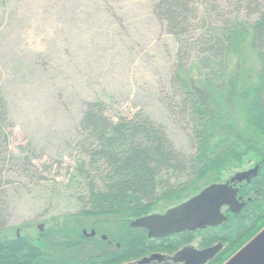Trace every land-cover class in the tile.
<instances>
[{
  "label": "trees",
  "instance_id": "trees-1",
  "mask_svg": "<svg viewBox=\"0 0 264 264\" xmlns=\"http://www.w3.org/2000/svg\"><path fill=\"white\" fill-rule=\"evenodd\" d=\"M152 2L156 18L179 45L170 81L178 101L171 108L186 123L192 153L178 151L165 127L146 114L113 120L105 103H88L71 177L81 209L40 232L44 246L8 234L0 153V264L137 261L159 251L160 241L131 222L255 165L258 176L240 188L250 201L222 226L227 249L209 264H224L264 229V0ZM9 125L0 87V139L7 143ZM85 229L97 237L84 236ZM89 244L94 252L84 255L80 250Z\"/></svg>",
  "mask_w": 264,
  "mask_h": 264
},
{
  "label": "rangeland",
  "instance_id": "rangeland-1",
  "mask_svg": "<svg viewBox=\"0 0 264 264\" xmlns=\"http://www.w3.org/2000/svg\"><path fill=\"white\" fill-rule=\"evenodd\" d=\"M178 48L152 0H0L9 236L41 246L40 226L45 231L80 211L71 177L88 103H105L113 120L146 114L165 127L178 151L192 153L186 123L171 108L178 101L170 84ZM80 252L94 249L89 244Z\"/></svg>",
  "mask_w": 264,
  "mask_h": 264
},
{
  "label": "water",
  "instance_id": "water-1",
  "mask_svg": "<svg viewBox=\"0 0 264 264\" xmlns=\"http://www.w3.org/2000/svg\"><path fill=\"white\" fill-rule=\"evenodd\" d=\"M260 167L237 173L228 182L223 184H213L205 188L199 195L193 197L186 203L170 209L165 214H153L139 218L131 223L133 228L145 229L148 231L150 239H161L185 231H196L208 226L214 227L227 221L221 209L229 206L231 211L239 213L244 204L237 200V184L250 183L258 176ZM43 231V226L39 227ZM86 237H95L97 234L92 231L90 234L84 230ZM107 237L103 236V240ZM220 246L204 251H185L182 257L190 254L192 262L190 264H207L217 255ZM153 256L151 259H155ZM151 259H144L138 264H143ZM224 264H264V229L253 239L244 245L233 257Z\"/></svg>",
  "mask_w": 264,
  "mask_h": 264
},
{
  "label": "flooded vegetation",
  "instance_id": "flooded-vegetation-1",
  "mask_svg": "<svg viewBox=\"0 0 264 264\" xmlns=\"http://www.w3.org/2000/svg\"><path fill=\"white\" fill-rule=\"evenodd\" d=\"M255 166L253 168H255ZM253 168H251V169H253ZM226 182H228V181H226ZM244 183H247V182H244ZM244 183L237 184L235 187L238 189L237 200L240 204H244V208H245V205H246L247 201H250V198H248V199L244 198L240 194V188ZM197 195H199V194H197ZM246 199H247V201H245ZM189 200H187V201H189ZM187 201H185V202H183V203H181V204H179L173 208H176V207L186 203ZM173 208H170V209H173ZM244 208L239 213H234L231 211L229 206H224L221 209V212L227 218V221L222 223L221 225H218V226H214V227L208 226L204 229H198L196 231H185V232L177 233V234H174L172 236H169L166 238H161V239L152 238L151 240L160 241V243H159L160 250L157 252H153V253H151V254H149V255H147V256H145V257H143L137 261L130 262L127 264H138L140 261H142L144 259H151L153 256H157V257L155 259H151L150 261L143 263V264H190L192 262V260H191L192 257L190 256L189 253L186 254L184 257H182V254H181L182 252H185V251H191V252L192 251H204V250H208V249L220 246L219 251H218L217 255L214 257V259L207 263V264H209V263L213 262L214 260L218 259L220 256H222L223 253H225V250L227 249V244L224 243V240H223L224 237L219 234L222 226L225 223H227L232 218V216L239 215L244 210ZM169 210H166L164 212L155 213V214H165ZM143 230H145V229H143ZM145 231H146V234L148 237V231L147 230H145Z\"/></svg>",
  "mask_w": 264,
  "mask_h": 264
}]
</instances>
